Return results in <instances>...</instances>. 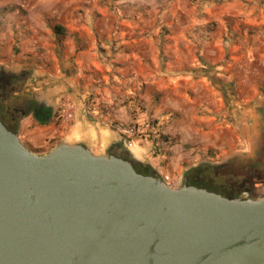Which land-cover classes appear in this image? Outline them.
<instances>
[{
  "label": "crops",
  "instance_id": "1",
  "mask_svg": "<svg viewBox=\"0 0 264 264\" xmlns=\"http://www.w3.org/2000/svg\"><path fill=\"white\" fill-rule=\"evenodd\" d=\"M163 1L0 4V10L20 9L10 13L21 15L20 50L12 38L7 43L13 32L0 37V69L15 77L10 109L20 117L29 106L39 112L18 124L27 149L46 153L62 143L81 144L102 155L121 146L177 187L198 164L264 166V21L254 36L247 28L196 32L193 24L205 20L162 7ZM54 26L64 31L59 43ZM63 101L74 104L71 120L57 118ZM111 122L150 130L151 137H121Z\"/></svg>",
  "mask_w": 264,
  "mask_h": 264
},
{
  "label": "water",
  "instance_id": "2",
  "mask_svg": "<svg viewBox=\"0 0 264 264\" xmlns=\"http://www.w3.org/2000/svg\"><path fill=\"white\" fill-rule=\"evenodd\" d=\"M113 148L35 154L0 122V264H264V196L170 188Z\"/></svg>",
  "mask_w": 264,
  "mask_h": 264
},
{
  "label": "rangeland",
  "instance_id": "3",
  "mask_svg": "<svg viewBox=\"0 0 264 264\" xmlns=\"http://www.w3.org/2000/svg\"><path fill=\"white\" fill-rule=\"evenodd\" d=\"M6 0H0L2 4ZM19 1V0H16ZM165 1V2H164ZM162 7L167 6L169 9H179L185 11L190 17H194L198 22L206 21L204 26H195L193 24L192 28L197 32L198 29H212L217 30L224 28H231L232 31H241L244 28L251 30V34L254 36L255 33H258L263 27L264 21V0H164ZM8 4H14L9 2ZM6 4V5H8ZM165 5V6H164ZM2 7V5L0 6ZM122 9L125 5L121 6ZM21 15L9 14L5 16L4 19L0 20V37H5L4 35L10 34L13 32V36H8L7 43L10 46L12 41H9L10 38L16 43V48L14 50H20L18 42H16L15 33L21 30L19 23L22 22L20 18ZM205 18V19H204ZM204 21V22H205ZM208 21V22H207ZM16 29V30H15ZM4 41V40H3ZM3 70L0 69V73ZM16 89L11 88L9 91L3 93L0 97V103L5 105L7 108H12L14 103L11 100L16 95ZM21 113L24 111H20ZM118 123V122H117ZM154 124V123H153ZM152 122H149L148 130L152 128ZM126 126V125H125ZM154 126V125H153ZM156 128V127H155ZM141 131V130H140ZM158 133V132H157ZM144 132H139L134 134L133 138L136 136H143ZM162 135V134H161ZM163 136V135H162ZM111 148L103 151V154H106ZM211 167H218L215 164H203ZM198 164L196 167H199ZM195 167V168H196ZM194 169V168H193ZM220 181V179L216 180ZM177 188V187H176ZM264 196V178L259 182L255 191L251 194L252 198H258Z\"/></svg>",
  "mask_w": 264,
  "mask_h": 264
},
{
  "label": "trees",
  "instance_id": "4",
  "mask_svg": "<svg viewBox=\"0 0 264 264\" xmlns=\"http://www.w3.org/2000/svg\"><path fill=\"white\" fill-rule=\"evenodd\" d=\"M19 7H13L8 9H1L0 10V17L13 13L15 11H19ZM51 31L53 33V36L56 38V40L61 42L65 35L62 28L58 26L51 27ZM14 75L10 73L1 72L0 73V97L3 93L6 91H9L12 88V83L14 81ZM33 107L29 106L24 111L23 115L27 114L28 112H35L39 113L37 109H34L32 111ZM16 109H9L5 105L0 103V122L2 125L12 133H17L18 124L20 121V115L18 116L15 113ZM150 131V130H149ZM147 131L144 135L147 136L146 139H149L151 137V134ZM157 139L156 140H162L166 142V137L160 135L157 133L154 135ZM128 141V140H127ZM29 151L35 153V154H44L45 151H34L31 149H28ZM140 165V164H138ZM142 171H138L136 168L134 170L137 173H143V175H149V172L151 171L148 168H144L142 165H140ZM215 168L208 166V165H200L199 167H196L194 169H191L186 173V179L187 183L200 189H205L208 191H215L219 193L222 197L227 199H232L237 197L239 195L240 191L234 187H232L231 184L225 182V181H217L219 177L215 173Z\"/></svg>",
  "mask_w": 264,
  "mask_h": 264
},
{
  "label": "flooded vegetation",
  "instance_id": "5",
  "mask_svg": "<svg viewBox=\"0 0 264 264\" xmlns=\"http://www.w3.org/2000/svg\"><path fill=\"white\" fill-rule=\"evenodd\" d=\"M112 154L118 158L129 159V153L121 148H113ZM217 166V165H216ZM250 166L242 165L238 162L226 163L214 167L216 175L220 181H225L241 192H247L250 195L255 191L259 182L264 178V166L248 168ZM133 168L142 171L140 165L133 164ZM143 175V173H140ZM239 193V194H240Z\"/></svg>",
  "mask_w": 264,
  "mask_h": 264
},
{
  "label": "built area",
  "instance_id": "6",
  "mask_svg": "<svg viewBox=\"0 0 264 264\" xmlns=\"http://www.w3.org/2000/svg\"><path fill=\"white\" fill-rule=\"evenodd\" d=\"M87 106V105H86ZM87 108V113L90 114L91 116L93 115H97L95 112L91 111L89 107H86ZM74 104L71 103L70 101H63L60 103L59 105V110L57 111V118L58 119H63V120H71L74 116ZM111 128L117 132L121 137H124V138H133L134 137V134H138L137 133V130L133 129L132 127H127L121 123H113L111 122ZM154 131V129H153ZM145 133V131H144ZM156 136H157V132L155 133ZM154 134V135H155ZM144 138H146L147 136L143 135ZM163 181V183L170 187V188H176L177 185H176V182L169 176H162L160 177Z\"/></svg>",
  "mask_w": 264,
  "mask_h": 264
}]
</instances>
